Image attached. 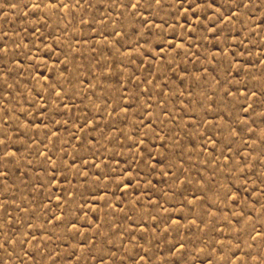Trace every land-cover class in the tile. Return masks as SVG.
<instances>
[{
	"label": "rangeland",
	"instance_id": "374dc122",
	"mask_svg": "<svg viewBox=\"0 0 264 264\" xmlns=\"http://www.w3.org/2000/svg\"><path fill=\"white\" fill-rule=\"evenodd\" d=\"M0 264H264V0H0Z\"/></svg>",
	"mask_w": 264,
	"mask_h": 264
}]
</instances>
